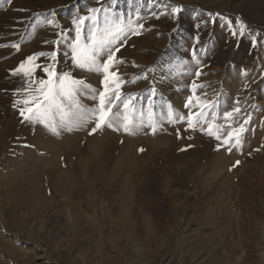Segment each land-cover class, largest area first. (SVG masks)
<instances>
[{
	"label": "rangeland",
	"instance_id": "374dc122",
	"mask_svg": "<svg viewBox=\"0 0 264 264\" xmlns=\"http://www.w3.org/2000/svg\"><path fill=\"white\" fill-rule=\"evenodd\" d=\"M92 8L138 33L112 69L144 113L133 134L57 135L13 107L29 56L103 90L70 60L73 20ZM0 264H264V0H0Z\"/></svg>",
	"mask_w": 264,
	"mask_h": 264
},
{
	"label": "snow or ice",
	"instance_id": "6c2138e0",
	"mask_svg": "<svg viewBox=\"0 0 264 264\" xmlns=\"http://www.w3.org/2000/svg\"><path fill=\"white\" fill-rule=\"evenodd\" d=\"M115 2L116 0H111L112 4H115ZM181 11L180 7H171L173 16ZM89 13L86 17H76L73 20L76 35L70 44V60L74 69L102 75L103 90L97 92L85 81L74 78L71 71L58 72L55 63H49L45 66L34 64L37 57L29 56L25 62H22L12 72V75L22 74L26 85L22 90L24 93L23 98L15 100L13 107L22 105L19 107V113L24 121L45 125L53 134L57 135L59 134L58 129L73 131L90 123H94V127L90 129L89 135H94L104 128L117 132L122 130L127 134H133L134 131L143 126L144 113H141L139 118L134 116L135 106L133 101L135 97L124 96L121 93L123 81L118 72L112 69L117 63L116 53L120 50L122 39L129 33L133 35L138 33L133 28L131 19L127 23L123 18L113 19L108 8L103 9L102 20L100 18V8H92ZM86 21L91 23L87 38L82 39L83 27ZM47 23L54 25L53 20H48ZM229 26L231 27V22H229ZM236 26L240 34L243 35L245 25L237 19ZM253 44L255 45L254 37ZM13 47L18 48L17 45H13ZM40 55L43 56L44 53ZM49 59L55 61L56 53L54 51L50 54ZM37 68L43 71L46 79L34 76ZM199 74L197 72V76ZM84 95H88L90 99L95 101L94 107L88 108L80 103L79 97ZM190 103L191 98H189ZM189 104H186L185 107H188ZM148 105V116L150 118L151 99H149ZM239 111V108L234 109V112ZM197 115L203 117L205 114L201 111ZM232 115L231 112L225 113V118L227 119ZM180 119H183V117ZM187 119L188 127H195L192 114ZM169 122H172L171 114H169ZM152 128L153 131L156 130L154 125H152ZM207 130L208 134L211 135L212 125L210 123ZM244 131L245 129L241 126L239 129L228 132L223 139V143L231 147H239ZM233 140L234 144L232 143ZM231 147L229 150H231ZM239 163V161H236V165ZM236 165H233V167Z\"/></svg>",
	"mask_w": 264,
	"mask_h": 264
}]
</instances>
